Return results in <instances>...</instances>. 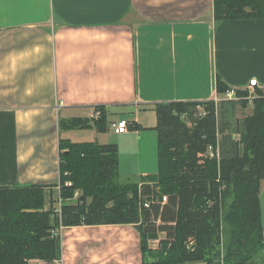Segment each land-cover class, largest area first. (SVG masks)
<instances>
[{
  "label": "crops",
  "instance_id": "1",
  "mask_svg": "<svg viewBox=\"0 0 264 264\" xmlns=\"http://www.w3.org/2000/svg\"><path fill=\"white\" fill-rule=\"evenodd\" d=\"M212 14V0H0V186L44 185V209L57 208L59 139L76 130L59 122L89 118L96 105L110 122L130 110L144 126L146 105L219 98L217 76L233 89L253 78L264 87V19ZM88 128L108 142L110 125ZM139 172L134 182L149 174ZM259 202L264 236V179ZM60 241L59 264L143 260L131 224L65 227Z\"/></svg>",
  "mask_w": 264,
  "mask_h": 264
},
{
  "label": "trees",
  "instance_id": "2",
  "mask_svg": "<svg viewBox=\"0 0 264 264\" xmlns=\"http://www.w3.org/2000/svg\"><path fill=\"white\" fill-rule=\"evenodd\" d=\"M212 1L216 22L264 19V0ZM228 88L217 76V92ZM234 91L237 99L171 100L141 107L155 112L152 127L126 120L127 129L153 130L158 140L157 171L138 182L119 181L116 143L60 138L59 209H44V185L0 186V264H59L60 226L123 223L139 233L141 264H264V254L252 259L264 250L259 205L264 93L258 90L252 111L238 119L236 109L245 108L248 99L247 93ZM93 111L99 116L62 119L59 127L92 125L106 132L112 123L106 107L96 105ZM162 231L165 236L159 239ZM150 239H159L155 250Z\"/></svg>",
  "mask_w": 264,
  "mask_h": 264
},
{
  "label": "rangeland",
  "instance_id": "3",
  "mask_svg": "<svg viewBox=\"0 0 264 264\" xmlns=\"http://www.w3.org/2000/svg\"><path fill=\"white\" fill-rule=\"evenodd\" d=\"M241 93H247L248 95H251L249 90L247 88L240 89ZM239 91V92H240ZM231 95L235 97V91L233 88L229 87L225 92L220 93L219 98H217L216 102H220L221 100H225L227 97L226 95ZM215 101V99H214ZM252 111V105L251 102L248 101V104L243 109H236L235 117L236 118H242L244 115L250 113ZM132 111L130 110H122L117 111L113 113L110 117L116 121L119 120H128L132 118ZM140 119L142 120V124L145 125H153L156 123V115L155 112L152 110L148 111H142L139 114ZM112 123H110L109 133L105 135V140L108 142L106 143H116L118 144V157H119V174L120 178L119 181L127 182V181H134L137 180L139 177L140 172L138 173V170H147V173L153 174V172L157 171V139H156V133L149 131V130H140L137 132H130L126 135H117L115 134L111 129ZM141 132V134H140ZM67 135L68 133L65 132L64 135ZM94 130L89 128H83V129H76L74 134L71 137L72 142H91L94 141L96 135H94ZM150 135V136H149ZM220 137V136H219ZM233 139L238 140L239 134L235 133L233 134ZM230 202V200H227L226 207L224 208V214L227 212V205ZM228 223L232 225V220H229ZM224 227H228L226 223H224ZM229 238L224 236V241H227ZM225 244V243H224ZM221 251L223 253V249L221 248ZM264 254L263 251L257 252L255 256H253L252 259H255L256 261L259 260V258L262 257ZM222 255V254H221ZM259 256V258H258ZM214 262V261H213ZM217 261L214 262L217 263Z\"/></svg>",
  "mask_w": 264,
  "mask_h": 264
},
{
  "label": "built area",
  "instance_id": "4",
  "mask_svg": "<svg viewBox=\"0 0 264 264\" xmlns=\"http://www.w3.org/2000/svg\"><path fill=\"white\" fill-rule=\"evenodd\" d=\"M249 92L251 93V95H245L246 96V99H248L249 102H251L252 98L254 96H256V92L258 90H260L262 93H264V87H261L258 83H257V79L253 78L249 80L248 82V85L246 87ZM234 90V89H233ZM227 97H225L226 99H237L236 95L235 97L231 96V95H226ZM215 101H217V99H215ZM99 116V111H93L92 115H90V118H96ZM113 129V131L116 133V134H122V133H125L128 129H127V122L126 120H119V121H116V122H113L112 126H111ZM208 150L210 151V155H211V147H208ZM217 151V149H216ZM215 151V154H217V152ZM167 199L166 196H163L162 198V201L165 202ZM60 204V203H59ZM144 206L147 207L148 206V203L145 202L144 203ZM57 209H59V205L57 207ZM63 230V227H59L58 230H56L57 233H59L61 235V232ZM56 263H58V261H56Z\"/></svg>",
  "mask_w": 264,
  "mask_h": 264
}]
</instances>
